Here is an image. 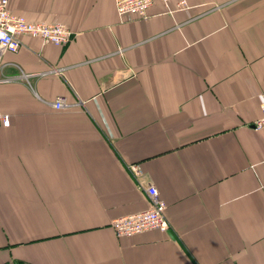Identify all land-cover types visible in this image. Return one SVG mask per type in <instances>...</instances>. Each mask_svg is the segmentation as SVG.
<instances>
[{
    "label": "crops",
    "instance_id": "1",
    "mask_svg": "<svg viewBox=\"0 0 264 264\" xmlns=\"http://www.w3.org/2000/svg\"><path fill=\"white\" fill-rule=\"evenodd\" d=\"M188 6L10 0L74 39L2 53L0 264H264V0ZM151 186L169 231L117 237Z\"/></svg>",
    "mask_w": 264,
    "mask_h": 264
},
{
    "label": "built area",
    "instance_id": "2",
    "mask_svg": "<svg viewBox=\"0 0 264 264\" xmlns=\"http://www.w3.org/2000/svg\"><path fill=\"white\" fill-rule=\"evenodd\" d=\"M176 1L177 10H188V0H116L118 16L122 18L138 16L142 20H148L149 10L156 3H163L168 10H173L170 5ZM10 0H0V67L4 66L2 53L7 51L12 54L20 51L24 42L22 37H33L43 41L46 45L66 46L74 39L73 31L61 23H31L26 17L11 14L9 10ZM66 98L59 97L54 102L58 110L69 108ZM262 118L253 125L259 132L264 129V104L261 106ZM10 115L0 111V130L10 125ZM136 177L141 172L137 167H132ZM151 207L144 213L130 215V217L117 219L112 223V228L117 237L131 238V236L143 234L147 231L160 230L167 232L170 224L166 215L167 205L159 196V191L153 186L147 188Z\"/></svg>",
    "mask_w": 264,
    "mask_h": 264
}]
</instances>
